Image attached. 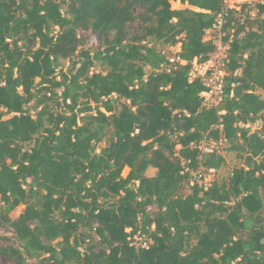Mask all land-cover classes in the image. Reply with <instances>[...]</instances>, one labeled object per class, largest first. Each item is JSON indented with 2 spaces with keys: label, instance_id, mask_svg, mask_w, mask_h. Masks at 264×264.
<instances>
[{
  "label": "trees",
  "instance_id": "16d2710c",
  "mask_svg": "<svg viewBox=\"0 0 264 264\" xmlns=\"http://www.w3.org/2000/svg\"><path fill=\"white\" fill-rule=\"evenodd\" d=\"M257 7L249 18L223 15L222 0H0V230L19 243H0V257L264 264ZM221 15L230 45L224 97L206 107L202 83L189 79L193 61L216 51L205 38ZM80 32L98 34L99 47L82 50ZM178 44L172 60L163 49ZM64 60L72 61L67 78L58 72ZM212 141L244 166L206 187L221 157L204 151ZM137 235L149 237L148 249L132 246Z\"/></svg>",
  "mask_w": 264,
  "mask_h": 264
},
{
  "label": "built area",
  "instance_id": "2783aa9c",
  "mask_svg": "<svg viewBox=\"0 0 264 264\" xmlns=\"http://www.w3.org/2000/svg\"><path fill=\"white\" fill-rule=\"evenodd\" d=\"M224 5L223 15L228 10H234L236 15H244L247 12L249 18H255L256 13L252 14V8L258 4H264V0H222ZM243 5H247V9L243 10ZM221 15L218 23L206 31V41H210L216 47V51L212 54L210 59L206 62H199L198 59L193 61L192 70L190 73V82L199 80L204 91L201 93L204 106L217 107L223 101L225 78L227 76V64L229 62V42H225L226 33L223 27L226 23L225 17ZM185 64V62H182ZM222 129V128H220ZM223 141L218 142L222 146ZM204 151L211 153L214 148L204 146ZM129 232V230H127ZM150 239L146 235H137L132 239V246L136 248H149Z\"/></svg>",
  "mask_w": 264,
  "mask_h": 264
},
{
  "label": "rangeland",
  "instance_id": "374dc122",
  "mask_svg": "<svg viewBox=\"0 0 264 264\" xmlns=\"http://www.w3.org/2000/svg\"><path fill=\"white\" fill-rule=\"evenodd\" d=\"M172 9H183L186 7H189L187 5H182L179 1H171ZM191 8V7H189ZM193 10H197L196 8H191ZM252 14L258 12V7L254 6L252 8ZM244 15H247V12L244 13ZM262 17H264V12L262 14ZM80 37L84 39V46L82 47V50H93L97 49L100 45V37L98 34H95L93 32H80ZM206 40V39H205ZM180 44H178L175 47H165L163 50L166 53L167 56H169L172 60L174 59V55L179 52L180 50ZM72 66V61L70 60H64L61 62L60 67L58 69V72L62 71L61 77L67 78V74ZM262 95L263 93L260 92ZM264 97V95L262 96ZM210 147L214 148L219 154V168L216 170H211L209 173H207L204 176V180L202 181V184L204 186L208 187L212 184H221L224 181H227L232 174V172L235 169L241 168L244 166V160L237 155L235 152H229L228 151V144H223L222 146L218 145V142H209L208 143ZM107 146V142H103L98 146V152ZM129 173V169L125 168L123 171V176L126 177ZM157 171L155 169H149L146 172V176L153 177L155 176ZM25 207L20 206L17 208L12 214V217H18L20 213L24 211ZM8 237V241H4L3 238ZM0 243H6V244H16L19 245V243L14 239L13 235L9 232H5L4 230H0ZM0 264H9V262L2 257H0Z\"/></svg>",
  "mask_w": 264,
  "mask_h": 264
}]
</instances>
